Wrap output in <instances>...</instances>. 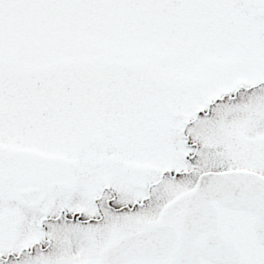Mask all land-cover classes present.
I'll list each match as a JSON object with an SVG mask.
<instances>
[{"label":"snow or ice","instance_id":"1","mask_svg":"<svg viewBox=\"0 0 264 264\" xmlns=\"http://www.w3.org/2000/svg\"><path fill=\"white\" fill-rule=\"evenodd\" d=\"M0 264H264V0H0Z\"/></svg>","mask_w":264,"mask_h":264}]
</instances>
